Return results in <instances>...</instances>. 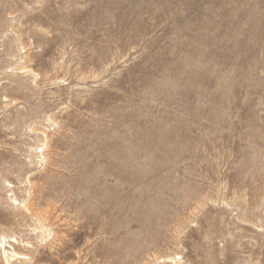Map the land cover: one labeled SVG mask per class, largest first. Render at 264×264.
I'll return each instance as SVG.
<instances>
[{
    "label": "rangeland",
    "instance_id": "rangeland-1",
    "mask_svg": "<svg viewBox=\"0 0 264 264\" xmlns=\"http://www.w3.org/2000/svg\"><path fill=\"white\" fill-rule=\"evenodd\" d=\"M0 264H264V0H0Z\"/></svg>",
    "mask_w": 264,
    "mask_h": 264
},
{
    "label": "bare ground",
    "instance_id": "bare-ground-1",
    "mask_svg": "<svg viewBox=\"0 0 264 264\" xmlns=\"http://www.w3.org/2000/svg\"><path fill=\"white\" fill-rule=\"evenodd\" d=\"M108 50H109V49H108ZM106 51H107V50H106ZM107 56H108V55H107ZM91 153H92V152H91ZM89 155H90V154H89ZM104 160H105V159H104ZM112 167H113V166H112ZM118 170H119V169H118ZM106 187H107V186H106ZM109 189H110V188H109ZM128 189H129V188H128ZM126 190H127V189H126ZM127 191H128V190H127ZM130 191H131V190H130ZM108 193H109V191H108ZM128 193H129V192H128ZM126 194H127V193H126ZM127 195H128V194H127ZM127 195H126V196H127ZM86 198H87V197H86ZM113 199H114V198H113ZM126 199H127V197H126ZM125 201H126V200H125ZM132 201H133V200H132ZM117 202H118V201H117ZM125 206H126V205H125ZM123 208H124V207H123ZM107 210H108V209H107ZM104 212H105V211H104ZM104 212H103V213H104ZM105 213H106V212H105ZM122 213H123V212H122ZM128 213H129V212H128ZM105 215H106V214H105ZM107 216H108V215H107ZM117 220H119V219H117ZM117 220H116V221H117Z\"/></svg>",
    "mask_w": 264,
    "mask_h": 264
}]
</instances>
